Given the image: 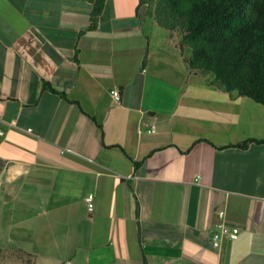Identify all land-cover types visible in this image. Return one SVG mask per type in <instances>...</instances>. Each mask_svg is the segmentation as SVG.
<instances>
[{
	"label": "crops",
	"instance_id": "0c3cea01",
	"mask_svg": "<svg viewBox=\"0 0 264 264\" xmlns=\"http://www.w3.org/2000/svg\"><path fill=\"white\" fill-rule=\"evenodd\" d=\"M139 3L105 0L90 30L88 0H0L6 241L66 264H264V106L191 71ZM219 212L240 232L214 249Z\"/></svg>",
	"mask_w": 264,
	"mask_h": 264
},
{
	"label": "trees",
	"instance_id": "16d2710c",
	"mask_svg": "<svg viewBox=\"0 0 264 264\" xmlns=\"http://www.w3.org/2000/svg\"><path fill=\"white\" fill-rule=\"evenodd\" d=\"M88 1L93 4L91 30L105 0ZM139 4L146 5V16L158 27L179 35L178 48L189 51L191 71L211 74L212 83L224 92L264 106V0H140Z\"/></svg>",
	"mask_w": 264,
	"mask_h": 264
},
{
	"label": "rangeland",
	"instance_id": "374dc122",
	"mask_svg": "<svg viewBox=\"0 0 264 264\" xmlns=\"http://www.w3.org/2000/svg\"><path fill=\"white\" fill-rule=\"evenodd\" d=\"M3 225L5 226V224L0 223V234H5V227ZM16 235L19 236V238H12L18 240L15 243H10L9 235L8 241H6V237L2 238L0 236V264H66L63 260L52 259L48 257V255L47 259L44 260H42L39 255H37L38 258L36 255L34 257L32 255H27V253L23 251L24 244L19 241L20 238H24L25 235L19 233ZM34 251H37V245L34 246Z\"/></svg>",
	"mask_w": 264,
	"mask_h": 264
},
{
	"label": "built area",
	"instance_id": "2783aa9c",
	"mask_svg": "<svg viewBox=\"0 0 264 264\" xmlns=\"http://www.w3.org/2000/svg\"><path fill=\"white\" fill-rule=\"evenodd\" d=\"M110 96L112 99L118 103L120 101V92L118 89H111L110 90ZM149 133L154 132V127H151V129L148 131ZM0 135L2 133L0 132ZM85 203L87 207L88 212H92L94 210V195L88 194L85 197ZM218 223H216V230L211 235V246L214 249L220 248L221 242L223 239H229L231 241H234L238 238L240 229L235 226L231 225L225 220V213L219 212L218 213Z\"/></svg>",
	"mask_w": 264,
	"mask_h": 264
},
{
	"label": "water",
	"instance_id": "95a60500",
	"mask_svg": "<svg viewBox=\"0 0 264 264\" xmlns=\"http://www.w3.org/2000/svg\"><path fill=\"white\" fill-rule=\"evenodd\" d=\"M0 236H1L2 238H4V237H5L4 233H1V234H0Z\"/></svg>",
	"mask_w": 264,
	"mask_h": 264
}]
</instances>
